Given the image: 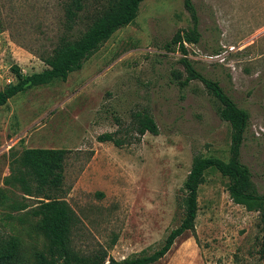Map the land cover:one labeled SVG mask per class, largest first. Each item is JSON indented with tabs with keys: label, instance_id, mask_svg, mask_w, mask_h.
<instances>
[{
	"label": "rangeland",
	"instance_id": "374dc122",
	"mask_svg": "<svg viewBox=\"0 0 264 264\" xmlns=\"http://www.w3.org/2000/svg\"><path fill=\"white\" fill-rule=\"evenodd\" d=\"M190 2L199 39L186 44V58L247 114L239 161L255 193L264 195V0ZM68 3L0 0V90L15 83L11 66L23 75L45 69L39 57L60 37L80 35L105 0H83L70 23ZM190 27L182 0H142L134 21L113 33L78 71L0 107V231L17 239L14 264H28L44 246L36 219L8 208L24 201L3 183L12 159L27 148L66 151L60 197L78 219L70 236L75 251L103 249L116 261L148 255L178 226L182 182L192 159L226 160L229 144L228 126L202 84L191 80L179 86L185 73L170 41ZM217 54L222 59L211 60ZM141 114L154 121L156 135L132 131ZM105 133L120 145L99 142ZM226 183L215 172L204 174L193 232L175 239L155 264H263L256 254V213L233 204Z\"/></svg>",
	"mask_w": 264,
	"mask_h": 264
},
{
	"label": "trees",
	"instance_id": "16d2710c",
	"mask_svg": "<svg viewBox=\"0 0 264 264\" xmlns=\"http://www.w3.org/2000/svg\"><path fill=\"white\" fill-rule=\"evenodd\" d=\"M68 1L65 7V18L70 23L75 20L77 12L81 11L83 0ZM141 1L105 0L102 9L95 14L80 35L76 38L60 37L49 53L39 57L46 67L42 71L23 75L17 67L11 66L10 71L15 78V83L0 90V107H4L10 98L37 87L47 80L64 81L67 75L78 71L83 62L113 33L134 21ZM182 7L189 16L191 27L188 30L176 31L170 45L177 46L180 55H186L182 43L196 44L199 37L197 17L190 0H182ZM2 31L3 24L0 17V33ZM178 62L185 73L184 80L179 83L180 88L191 80L199 81L217 102V115L229 129L226 160L203 156L192 159L188 173L182 182L184 193L181 200L182 219L178 226L171 229L159 248L148 255L116 261L108 257L103 249L81 254L72 248L70 238L78 219L60 197L63 180L62 165L66 151L43 148L23 149L17 158L12 159L9 175L3 183L18 190L24 201L11 203L8 208L13 212H27L35 218V228L44 241L43 249L34 253L32 261L28 264H155L165 256L175 239L186 232H193L197 211V189L208 171L215 172L227 180L225 188L233 204L256 213L260 228L259 248L256 254L264 264V195L255 193L250 173L239 161V148L247 126V114L235 106L217 82L197 73L187 58L180 57ZM132 128L139 137L144 133L157 134L156 125L147 114L139 115ZM97 140L112 142L115 146L120 145V141L108 133L97 137ZM28 200H34L35 203L28 205L26 203ZM11 218V215L4 217L8 220ZM17 256L18 242L15 236L0 231V264H14Z\"/></svg>",
	"mask_w": 264,
	"mask_h": 264
},
{
	"label": "built area",
	"instance_id": "2783aa9c",
	"mask_svg": "<svg viewBox=\"0 0 264 264\" xmlns=\"http://www.w3.org/2000/svg\"><path fill=\"white\" fill-rule=\"evenodd\" d=\"M183 47L185 48L186 50V55H180V57H183V58H186V56L188 55L187 53V47H186V44L185 43H182ZM222 54H217V55H214L213 57H211V60H217V59H222Z\"/></svg>",
	"mask_w": 264,
	"mask_h": 264
}]
</instances>
